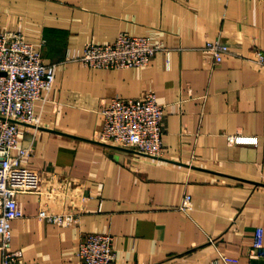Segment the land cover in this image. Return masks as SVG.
Here are the masks:
<instances>
[{"label": "crops", "instance_id": "1", "mask_svg": "<svg viewBox=\"0 0 264 264\" xmlns=\"http://www.w3.org/2000/svg\"><path fill=\"white\" fill-rule=\"evenodd\" d=\"M0 28L22 32L56 64L50 99L36 102L40 125H21L31 149L21 170L37 175L17 195L23 216L11 223L21 264H81L78 243L90 232L113 234L112 264L222 256L264 264L253 248L264 227V65L255 62L264 54V0H0ZM120 32L160 46L149 64L93 68L65 58ZM207 41L228 46L221 62ZM149 91L164 111L161 157L98 139L112 97ZM231 134L257 141L231 143ZM185 194L188 211L179 207ZM41 210L75 221L59 224Z\"/></svg>", "mask_w": 264, "mask_h": 264}, {"label": "built area", "instance_id": "2", "mask_svg": "<svg viewBox=\"0 0 264 264\" xmlns=\"http://www.w3.org/2000/svg\"><path fill=\"white\" fill-rule=\"evenodd\" d=\"M160 48L149 36L120 32L115 40L105 43H88L80 49H69L66 60L79 61L93 68H127L149 64ZM205 48L216 63L229 51L226 44L207 41ZM255 62L264 65V54L258 53ZM56 74V64L46 63L42 52L25 35L16 30L0 28V252L1 264H21L22 252L11 246L12 220L23 216L17 195L30 190L29 183L37 175L21 170V165L31 154L23 146L21 125H40L36 113L38 100L50 99ZM101 129L98 139L111 145L134 150L153 157L164 152V111L153 91L136 98L112 97L101 109ZM231 143H255L256 138L229 135ZM20 168V170H19ZM19 171L18 184L9 180ZM23 171V173H22ZM188 211L193 207L190 194H185L179 206ZM40 217L68 225L75 221L70 214L48 215L44 210ZM254 251L264 255V227L255 229ZM77 256L81 264H112L116 259L114 236L109 232H90L78 243ZM223 262L229 264L222 256Z\"/></svg>", "mask_w": 264, "mask_h": 264}]
</instances>
